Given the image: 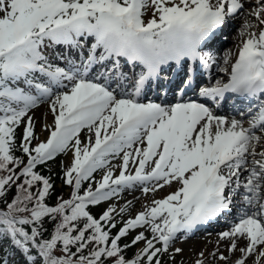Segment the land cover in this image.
<instances>
[{"label":"snow or ice","instance_id":"1","mask_svg":"<svg viewBox=\"0 0 264 264\" xmlns=\"http://www.w3.org/2000/svg\"><path fill=\"white\" fill-rule=\"evenodd\" d=\"M241 18L213 81L210 45ZM220 217L213 259L264 264V0H0V264H163Z\"/></svg>","mask_w":264,"mask_h":264},{"label":"rangeland","instance_id":"2","mask_svg":"<svg viewBox=\"0 0 264 264\" xmlns=\"http://www.w3.org/2000/svg\"><path fill=\"white\" fill-rule=\"evenodd\" d=\"M150 15H151V11L149 10L148 16L146 17V19L149 18ZM242 22H243L242 18L235 20V26H234L235 29H234V32L231 34V38L234 34L236 35V38L238 40L236 44L240 42V37L238 36L237 29L241 26ZM235 35L233 37H235ZM230 44H232V40L227 43L226 48H228ZM45 116H47V123H51V116L47 112V105H42L38 110L35 111L36 133L38 136L41 137V139H44L47 135L46 132L41 131L45 123V120H44ZM84 135L85 133H81L82 138L84 137ZM67 159L68 157L64 155L58 156L56 160L53 162L52 167L61 169L60 162L66 161ZM171 190L172 189L170 188H165L161 190L160 192H158L156 196L157 198H161ZM151 199H152L151 193H149L148 196L145 197L143 193L139 189H137L131 192L126 191L123 194V198L119 201V203L120 205H123L127 201H132V214L134 215L136 212L142 210V204H146L150 202ZM218 231L222 232V230H218ZM220 232L212 233L213 235L206 237V238H202L201 235H197L195 237L194 236L186 237V238L183 236H180L173 243L172 248L170 249V253L173 252L175 248H181L183 249V252L179 254H175L174 260L170 259L169 254H165L164 256L167 257V259H169L170 261L176 262V264H196V261L200 258L199 254L203 252L204 258H205V264H224L223 261L213 259V257L211 256V253L216 248V245L219 239L218 233ZM132 235L134 236L135 233H133ZM129 237L130 239H132L131 236ZM200 238H202L203 242H200ZM142 247H143V242L134 246L133 250L134 252H137ZM220 250L221 252H223L224 255L226 256L229 255V253L226 250V242L220 243ZM238 255L239 253H236V256ZM233 259H235V256L233 257Z\"/></svg>","mask_w":264,"mask_h":264},{"label":"trees","instance_id":"3","mask_svg":"<svg viewBox=\"0 0 264 264\" xmlns=\"http://www.w3.org/2000/svg\"><path fill=\"white\" fill-rule=\"evenodd\" d=\"M44 171H45L46 173L49 172L47 166H46V168L44 169ZM50 172H51V171H50ZM51 175H52V177H53V182H54V184H55V192L53 193V196H54V197H58V196H65V197H66L68 193H65V191H64L65 186L62 184V182H61V180H60V178H59V172H56V174H53V173L51 172ZM58 181L61 182V184H62L61 187H58V186H57V182H58ZM101 210H102V207L99 206V207H97V208L94 209V212L99 213V212H101ZM127 252L130 253V251H127ZM127 252H126V255H127Z\"/></svg>","mask_w":264,"mask_h":264},{"label":"bare ground","instance_id":"4","mask_svg":"<svg viewBox=\"0 0 264 264\" xmlns=\"http://www.w3.org/2000/svg\"><path fill=\"white\" fill-rule=\"evenodd\" d=\"M232 40L234 41V38H232ZM232 45H233V44H232ZM232 48H233V46H230L228 49H232ZM222 51H223V50H222ZM221 56L223 57L224 54L222 53ZM220 63H221V62H220ZM219 73H220V72H219ZM208 236H210V234H209ZM208 236H206V237H208ZM200 242H203V240L200 239Z\"/></svg>","mask_w":264,"mask_h":264}]
</instances>
